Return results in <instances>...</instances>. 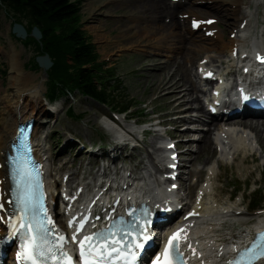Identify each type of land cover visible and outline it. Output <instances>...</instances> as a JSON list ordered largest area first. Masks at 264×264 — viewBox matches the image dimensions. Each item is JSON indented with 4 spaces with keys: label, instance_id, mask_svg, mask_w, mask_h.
<instances>
[{
    "label": "rangeland",
    "instance_id": "1",
    "mask_svg": "<svg viewBox=\"0 0 264 264\" xmlns=\"http://www.w3.org/2000/svg\"><path fill=\"white\" fill-rule=\"evenodd\" d=\"M81 5L83 29L96 44L100 60H107V66L115 68V76L121 81L120 93L127 100H131L145 115H151L154 111L168 113L173 111L174 109L168 105L169 98L163 96V91L160 90L159 86L167 73L172 70L175 69V76L181 75L180 67L177 66L172 58L173 55L180 54L178 53L177 45L169 41V37L157 41L152 36L135 34V29L137 28L132 26L134 24H147V18L142 13L146 12L145 14L148 15L149 9H143L138 0H82ZM261 9L262 7H260ZM178 12H182V9H179ZM208 14L210 15L211 13ZM163 16H166V14L162 15L161 21L169 24L170 22H166ZM259 16L261 17L262 13ZM13 20L11 12L8 11L6 14L5 8L0 6V83L4 87L9 86L10 67L7 51L12 49L11 46H14L17 50L19 59L23 61L24 70L34 76V81L42 79V71L40 69H31L26 66L29 58L35 54V50L31 46L24 47L12 36V38L10 37V28ZM161 21L159 20L160 23H162ZM222 22H220V25L224 29L226 36L228 30L225 29V25L227 23L226 21L224 22L225 24ZM151 25L154 28L157 27L155 23ZM185 27L180 26L178 31L184 33ZM191 36L194 38L198 37L194 43H199V35L194 34ZM189 41L190 39L186 38L183 44L187 47L190 44L188 43ZM210 43L211 41L209 40L202 42L207 48L212 46ZM143 45H147V47H143ZM119 48H130L131 50L120 51ZM2 50L4 53H2ZM196 56L199 58L200 54H196ZM185 65L188 66L190 64L186 61L185 64L183 63V68H185ZM42 82L43 91L40 99L43 102V115L41 114L37 119L39 125L36 123L35 127H38L40 132L47 136L42 145L48 149V153L55 155L57 152V148L54 147L55 143L64 140L68 133L78 137L81 142L88 146L103 145L114 140L110 132L101 125V120L105 119L104 115L108 114L106 106L75 92L58 100V111L53 115L48 114L46 99L44 98L45 81L42 79ZM68 106H72L74 114H80V117L68 116L66 114ZM4 117L5 114L1 111L0 106V128L3 127ZM46 121L49 122L45 123ZM49 131L51 132L50 138H48ZM176 133L179 134L180 130H176ZM204 133L206 132L195 133V136L202 137ZM184 136L188 138L191 135L185 134ZM152 140L153 137L151 135L145 138L146 144ZM200 142L190 141L185 146L193 151L186 157L194 167H202L208 159L210 160L214 156L212 146L209 150L197 153V147ZM150 149L151 146L147 145L142 149L135 150L136 155L133 157L132 164H137L139 159L145 156ZM76 152L77 149L72 153L71 157L75 156ZM78 157L80 156L78 155ZM144 161L147 162L148 159L145 158ZM250 167V164L241 166L239 171L238 167L234 166L233 174H230L227 169L225 173L226 181L230 182L231 180L236 184H240V179L248 175Z\"/></svg>",
    "mask_w": 264,
    "mask_h": 264
},
{
    "label": "bare ground",
    "instance_id": "2",
    "mask_svg": "<svg viewBox=\"0 0 264 264\" xmlns=\"http://www.w3.org/2000/svg\"><path fill=\"white\" fill-rule=\"evenodd\" d=\"M195 1H203V0H189L184 3L183 7H185L184 12H188L191 15H200L206 13H212L221 18H225V20L229 19L232 15L237 16L239 11H241L243 7L242 0H214L219 2L218 4L213 5L212 7H208L206 5H195ZM227 2L228 4L235 5V8L232 9L229 5L222 7V3ZM138 3L142 6L143 9H149L147 16H150L152 20H150L147 24H137L132 25L136 27L135 34L138 35H148L152 36V38H156V40L167 39L169 37V41H172L175 45H177V49L179 50V55H173V60H175L178 67L181 69V75L175 76V69L171 72L167 73L165 78L162 80L159 88L161 91H165L163 95L165 98H169L168 105L172 106L178 112H189L197 111L200 115L203 116L207 113V110L203 106L199 93L200 89L195 81V76L191 72V69L185 65L183 68V63L185 61L191 60L196 53L191 52L193 50L199 52L198 49H191L192 45H195V39L190 37V41L188 43L189 46L186 47L183 43L185 42L186 34L178 31L180 26H183V22L181 19L177 17V10L181 8L179 4H172L169 0H138ZM146 12H144L145 14ZM243 18L249 16L247 10L243 11ZM163 14L171 16L170 23L167 24L161 21V17ZM164 17V16H163ZM242 19V18H241ZM239 20L238 24L241 22ZM159 20L162 22L160 23ZM157 24V27L154 28L151 24ZM216 26V25H214ZM234 28V27H233ZM217 39L222 41V47L219 49V53H224V50L230 48L231 44L235 39L224 40L222 38V32L219 31L217 33ZM11 50H8L7 53L9 55V86H2L0 83V106L1 111L5 114L3 118V127L0 128V159L2 157L1 153L3 149L6 147L7 139H9L15 130L17 122L20 120H24L26 118H39L42 114L43 102L40 99L41 92L43 91V82L41 80L34 81V76L31 75L28 71H25L23 68V61H21L17 55V50L14 46H11ZM222 57L221 55L216 56L215 59ZM10 88V89H9ZM55 112H57V108L52 105ZM192 110V111H190ZM192 116H187V120H192ZM216 119V118H215ZM245 123L248 124L250 131L254 134L248 136L250 138V142L253 141L259 148L264 147V123L259 122L258 119L255 118H244ZM219 123H212V125L217 126ZM101 125L107 129L110 134L114 138H119L121 133L119 130L115 128L113 124H111L107 119L101 120ZM209 130V129H208ZM211 130V129H210ZM213 130V129H212ZM218 130V129H217ZM189 129H185V132H188ZM251 133V132H250ZM240 136L235 139L237 146L244 141L243 134H246L243 131L239 132ZM247 135V134H246ZM261 137V138H260ZM211 137L209 133H205L201 142L197 147V153L209 150L211 148ZM248 150L245 146L237 147L233 154L237 152L246 153ZM190 153V152H188ZM228 155L222 157L220 155V159H225L228 161ZM151 161L154 163V158L150 155ZM156 165V164H155ZM218 162H216V180L218 178ZM192 171L189 169V172ZM198 173H201V170H198ZM152 173L148 171L141 175L143 183L139 186L138 191L140 193H149V195H158L156 189L153 184H151ZM215 185V183H214ZM215 201L218 205H222V210L229 209V205L224 203L221 198H218V191L213 188ZM130 196L133 194L129 193ZM137 195V194H136ZM223 211L216 210L212 213L210 220H201L200 224L202 226L201 230L197 233L199 239L203 242H206L210 248L218 247L221 245L220 239L217 238V235L214 233L213 228L217 231L219 236V215ZM256 225L264 224V216L256 217ZM218 228V230H217ZM244 232V231H243ZM247 231H245L246 233ZM232 233H226V235H230ZM242 233L236 235L235 237L241 236Z\"/></svg>",
    "mask_w": 264,
    "mask_h": 264
},
{
    "label": "trees",
    "instance_id": "3",
    "mask_svg": "<svg viewBox=\"0 0 264 264\" xmlns=\"http://www.w3.org/2000/svg\"><path fill=\"white\" fill-rule=\"evenodd\" d=\"M80 3V0H0V6L13 12L14 20L25 22L27 32L33 26L39 28L41 46L29 36L23 43L33 45L38 53H48L52 61L46 81L49 98L77 91L99 103L117 107L120 104L114 100L111 79L103 77L106 70H102L98 61L99 54L81 28ZM31 63L37 67L34 57Z\"/></svg>",
    "mask_w": 264,
    "mask_h": 264
},
{
    "label": "water",
    "instance_id": "4",
    "mask_svg": "<svg viewBox=\"0 0 264 264\" xmlns=\"http://www.w3.org/2000/svg\"><path fill=\"white\" fill-rule=\"evenodd\" d=\"M11 30L13 33H15V35L17 37L25 38L27 35L23 26L21 24H18V23H14L12 25ZM30 35L33 36L37 40H39V38L41 37L40 31L35 26L32 28ZM36 61H37L38 65L42 68L43 74L46 77L47 76L46 70L51 65V61L49 59L48 54L37 56Z\"/></svg>",
    "mask_w": 264,
    "mask_h": 264
}]
</instances>
